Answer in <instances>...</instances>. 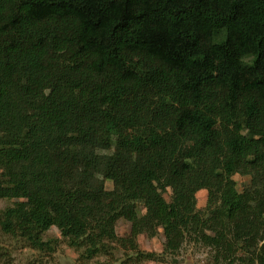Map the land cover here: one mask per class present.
I'll list each match as a JSON object with an SVG mask.
<instances>
[{"label":"trees","instance_id":"obj_1","mask_svg":"<svg viewBox=\"0 0 264 264\" xmlns=\"http://www.w3.org/2000/svg\"><path fill=\"white\" fill-rule=\"evenodd\" d=\"M0 199L40 252L55 226L141 264L161 228L166 254L264 264V0H0Z\"/></svg>","mask_w":264,"mask_h":264},{"label":"rangeland","instance_id":"obj_2","mask_svg":"<svg viewBox=\"0 0 264 264\" xmlns=\"http://www.w3.org/2000/svg\"><path fill=\"white\" fill-rule=\"evenodd\" d=\"M109 152V151H101ZM237 183V189L242 190L243 186L249 181L248 176L235 174L233 176ZM110 181L106 182V188H111ZM170 192L164 194L169 198ZM196 207L199 211H204L207 200V191L200 190L196 194ZM14 199H0V209L12 204ZM140 211L144 209L141 206ZM130 223L124 219H119L115 230L118 236L127 235ZM45 238L50 239L52 250L40 252L26 246L21 240L13 239L4 235L0 231V264H100L105 262L119 263L126 255H134L131 251H124L120 247L115 248L110 255H98L91 259L80 257V251L68 246L60 231L52 226L46 233ZM164 235L161 228L155 236L149 237L146 234H139L137 237L138 247L144 252H153L154 260H144L141 264H227L226 260L214 255V251L194 240L185 241L177 253L166 254L164 248ZM233 264H241L236 260Z\"/></svg>","mask_w":264,"mask_h":264}]
</instances>
